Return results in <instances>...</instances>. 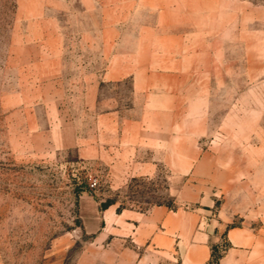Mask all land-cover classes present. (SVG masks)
Returning <instances> with one entry per match:
<instances>
[{"label":"rangeland","instance_id":"374dc122","mask_svg":"<svg viewBox=\"0 0 264 264\" xmlns=\"http://www.w3.org/2000/svg\"><path fill=\"white\" fill-rule=\"evenodd\" d=\"M114 107L157 108V152L111 154ZM109 203L199 213L209 264L231 227L264 254V0H0V264H133Z\"/></svg>","mask_w":264,"mask_h":264},{"label":"crops","instance_id":"0c3cea01","mask_svg":"<svg viewBox=\"0 0 264 264\" xmlns=\"http://www.w3.org/2000/svg\"><path fill=\"white\" fill-rule=\"evenodd\" d=\"M151 112L157 113V108L130 111L114 107L100 116L97 136L102 137V125L108 123L109 139L114 146L110 152L114 156L132 160V156L137 155L138 158L143 153V147L157 152L163 137V127L156 122H148L147 114ZM95 142L94 139L85 142L86 146L91 143L87 147L93 154L100 149L99 143ZM125 213H116L111 206L106 208L104 215L96 220L99 226L96 234L100 240L114 237L117 243L129 244L126 246H129L133 255V264H209L212 256L210 241L217 237L210 229H198L199 213L168 212L163 207L149 214L135 213L128 216ZM218 222L228 223L230 219ZM227 239L231 246L218 264H264L263 248L254 244L261 236L243 232L241 227H231Z\"/></svg>","mask_w":264,"mask_h":264},{"label":"trees","instance_id":"16d2710c","mask_svg":"<svg viewBox=\"0 0 264 264\" xmlns=\"http://www.w3.org/2000/svg\"><path fill=\"white\" fill-rule=\"evenodd\" d=\"M111 204H112V203H109V204H106V205L104 204V205H103V208H105V209H106V208H108V207H109V205H111ZM119 211H120V209H119Z\"/></svg>","mask_w":264,"mask_h":264}]
</instances>
